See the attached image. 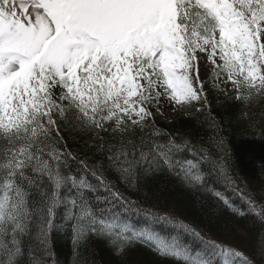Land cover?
<instances>
[{"label":"snow or ice","instance_id":"snow-or-ice-1","mask_svg":"<svg viewBox=\"0 0 264 264\" xmlns=\"http://www.w3.org/2000/svg\"><path fill=\"white\" fill-rule=\"evenodd\" d=\"M207 89L232 93L238 121L253 122L264 0H0V264H54V233L68 234L78 261L100 239L117 257L139 244L173 264H254L167 217L145 212L151 223L137 227L119 188L160 171L192 187L205 168L225 173L213 150L177 143L153 115L163 105L204 115ZM206 120L215 142L219 125ZM69 130L98 160L69 150ZM247 214L264 251V199L250 196Z\"/></svg>","mask_w":264,"mask_h":264},{"label":"trees","instance_id":"trees-1","mask_svg":"<svg viewBox=\"0 0 264 264\" xmlns=\"http://www.w3.org/2000/svg\"><path fill=\"white\" fill-rule=\"evenodd\" d=\"M221 87L230 86L222 82ZM207 90L210 108L204 115L190 114L185 118L173 112L170 116L160 115L156 110L153 115L156 127L177 137V143L190 138L197 148L203 146L213 150V155L227 165L225 173L218 177L212 174L215 169L205 168L209 175L202 187L186 185L168 171L144 177L136 187L119 185L126 199L136 205L133 212L128 213V218L140 227L151 223L144 218L145 212L154 217H167L175 223L185 224L205 241L230 245L250 257L254 264H264V251L257 248L262 226L247 214L250 196L257 202L264 199V120L259 119V114L264 112V100L252 110L253 122L245 125L237 119L238 106L229 102L232 93L226 97L222 92ZM208 114L219 125L215 142L210 139L212 131L205 130ZM65 139L73 154L86 160H98L100 153L89 147L90 139L72 130L65 133ZM111 179L116 182L115 177ZM224 200L235 212L225 205ZM136 211L140 214H133ZM52 244L54 264H83L85 258L88 264H173L139 244L127 248L122 256L117 257L103 240L93 239L79 261L72 255L68 234L54 233Z\"/></svg>","mask_w":264,"mask_h":264},{"label":"rangeland","instance_id":"rangeland-1","mask_svg":"<svg viewBox=\"0 0 264 264\" xmlns=\"http://www.w3.org/2000/svg\"><path fill=\"white\" fill-rule=\"evenodd\" d=\"M162 111H163V114H165L166 116H170L171 113L173 112L171 106H167V105L162 106Z\"/></svg>","mask_w":264,"mask_h":264}]
</instances>
